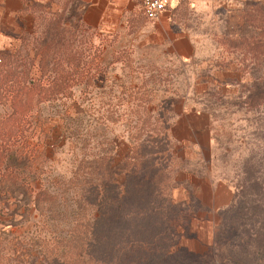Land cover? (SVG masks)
Segmentation results:
<instances>
[{"label": "rangeland", "instance_id": "1", "mask_svg": "<svg viewBox=\"0 0 264 264\" xmlns=\"http://www.w3.org/2000/svg\"><path fill=\"white\" fill-rule=\"evenodd\" d=\"M65 2L66 42L83 53L61 55L82 65L59 59L52 75L65 81L50 88L34 69L51 97L34 113L45 152L38 185L55 190L77 173L104 182L103 203L118 195L117 221L130 230L104 264H264V240L254 239L264 226V103L248 99L264 82V55L242 38L257 31L244 18L264 0H181L164 23L126 6L125 19L104 32L82 20L78 1ZM111 160L114 187L106 184ZM89 221V212L64 213L47 225L21 193L1 191L0 264H38L51 249L45 240Z\"/></svg>", "mask_w": 264, "mask_h": 264}, {"label": "trees", "instance_id": "2", "mask_svg": "<svg viewBox=\"0 0 264 264\" xmlns=\"http://www.w3.org/2000/svg\"><path fill=\"white\" fill-rule=\"evenodd\" d=\"M32 6L35 11L34 24L31 30L23 31L20 37L21 44L0 49V192L21 193L26 205L29 207L30 204L33 205L44 217L47 225L51 219L63 216L64 213L86 215L89 212L92 216L91 222L73 224L71 231H68L69 236L66 235L56 241L54 239L52 242V239L45 238L46 247L51 246L53 249L54 243V248H61L64 252L50 253V249L47 253L41 250L38 264H104L108 256L113 258V252L117 251L118 240L123 237L120 235L130 230L128 223L120 225L117 221L119 215L113 206L118 195L111 196V201L103 203L99 188L104 182L98 181L97 178L88 181L77 173L69 180L58 181L55 190L51 189V185L45 186L43 183L38 185L35 181L37 173L35 168L42 166L45 152L41 150L40 143L35 142L39 134L37 135L34 113L39 102L50 100L51 97L50 93L45 94L38 87L37 72L34 69L37 66L47 81L43 87H54L59 82L63 84L65 81L63 78L58 79L52 75L55 66L59 65L56 62L59 59L64 60L66 66L72 65L79 69L82 64L81 59H78L77 63L63 59L62 51L78 56L83 52L79 50L81 49L79 44L72 51L70 40L66 42L65 36L70 34L66 27L67 19L63 16L67 7L66 2L62 3L61 10L53 13L47 11V5ZM244 26L257 30L252 32L251 36H242L249 50L264 55V5L258 4L253 8V12L246 14ZM75 33L74 31L73 34ZM234 45L236 47L239 44L235 42ZM248 99L252 103L260 100L264 103V82L253 83ZM4 107L9 111L2 112L1 109ZM18 161H21L20 164ZM112 163L111 160L106 165L109 173L106 184L114 187L117 182L118 166ZM24 164L28 166L22 171ZM88 182L91 183L90 193L84 192ZM241 192L242 198L250 195L247 189L244 191L242 189ZM138 196L143 200L145 197L150 198L145 193ZM88 205L91 206V211L88 210ZM145 210L146 208L141 209L140 213H149ZM28 211L27 207L26 212ZM254 236L258 243L263 241L264 226L257 230ZM3 257L0 250V258Z\"/></svg>", "mask_w": 264, "mask_h": 264}, {"label": "crops", "instance_id": "3", "mask_svg": "<svg viewBox=\"0 0 264 264\" xmlns=\"http://www.w3.org/2000/svg\"><path fill=\"white\" fill-rule=\"evenodd\" d=\"M76 1L81 7L82 20L94 30L100 29L103 32L125 19L128 13V10L123 13L126 6L142 7L140 0ZM62 3L65 0H0V49L9 48L12 42L20 40L23 31L32 29L35 12L33 4L47 5V11L53 13L61 10ZM167 12L169 9L154 22L164 23Z\"/></svg>", "mask_w": 264, "mask_h": 264}, {"label": "built area", "instance_id": "4", "mask_svg": "<svg viewBox=\"0 0 264 264\" xmlns=\"http://www.w3.org/2000/svg\"><path fill=\"white\" fill-rule=\"evenodd\" d=\"M181 0H140L145 16L150 20H157L171 8L173 3Z\"/></svg>", "mask_w": 264, "mask_h": 264}]
</instances>
